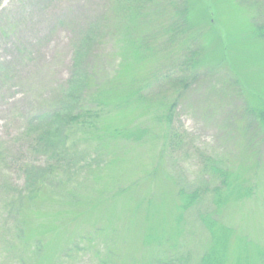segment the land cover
<instances>
[{"label": "rangeland", "instance_id": "obj_1", "mask_svg": "<svg viewBox=\"0 0 264 264\" xmlns=\"http://www.w3.org/2000/svg\"><path fill=\"white\" fill-rule=\"evenodd\" d=\"M110 1L0 0V187L6 178L22 184V163H39L26 153L24 131L29 119L44 111L71 77L75 35L88 23L101 21L102 26ZM187 1L189 23L194 31L202 30L198 77L179 96L169 79L160 86L159 79L154 89L150 84L144 90L156 93L161 102L176 97L174 108L169 104L145 107L140 101L116 104L108 117L147 127L149 134L140 142L120 139L99 155L103 170L88 169L82 207L72 215L74 222L67 232L38 233L30 224L27 239L12 250H4L7 246L0 235V264H100L98 258L106 248L113 251L112 264H157L169 247L163 242H142L147 215L163 200L168 203L165 209L170 201H178L180 186H192L200 170L197 150L235 168L241 164L255 168V175L244 173L254 176L255 194L229 206L219 220L264 246V130L257 135L256 129L240 128L245 120L264 124V119L249 118L244 111L249 106L264 112V41L255 28L256 8L251 0ZM157 23L150 18L143 31L158 30ZM108 29L105 26L103 41L96 47L98 74L104 80L123 62V47L127 48L120 40L124 30L112 38ZM128 60L121 67L127 78L153 75L158 62L167 61L155 56H147L142 65L134 56ZM168 108L172 126L188 134L183 135L184 144L168 141L170 116L161 115ZM86 144L82 148L88 157L96 147L92 140ZM59 215L55 210L48 223ZM46 219V215L38 218L41 224ZM200 227L195 212H190L173 256L187 250L199 254L205 240ZM70 244L73 250L66 253ZM59 256L66 259L61 261Z\"/></svg>", "mask_w": 264, "mask_h": 264}, {"label": "trees", "instance_id": "obj_2", "mask_svg": "<svg viewBox=\"0 0 264 264\" xmlns=\"http://www.w3.org/2000/svg\"><path fill=\"white\" fill-rule=\"evenodd\" d=\"M250 4L256 8L255 28L264 41V0H251ZM189 11L187 0H111L103 13L102 26L101 21L88 23L75 35L71 77L59 87L49 106L29 119L24 131L26 153L40 161L22 163V184L6 178L0 187V235L7 246L4 250L17 249L27 239L30 224L38 233L67 232L74 222L72 215L82 207V185L89 181L88 169L103 170L99 169V155L121 143H117L120 139L140 142L149 134L147 127L121 124L114 117H108L116 104L140 101L145 107L169 104V108H174L176 97L161 102L156 100V93L147 94L144 90L150 84L154 89L157 82L161 80L160 86L169 79L179 96L198 77L202 30H193ZM150 18L159 22L155 26L158 30L143 31ZM105 26L112 38L119 31L122 35L123 29L120 40L127 44V48L123 47V62L117 69L109 71L107 80L99 76L101 69L96 64L99 52L96 47L103 41ZM130 56L141 65L147 56L167 61L158 62L153 75L138 77L135 74L127 78L121 67L130 61ZM169 108L166 113L162 112L164 118L170 116ZM244 111L249 118L264 119L262 111L252 110L249 106ZM167 122L171 135L169 143L184 144L186 138L183 135H188L187 132L172 126V116ZM241 126L243 130H258L257 135L264 130V124L255 121L245 120ZM78 133L89 135H76ZM89 140L93 141L96 150L87 157V150L82 147ZM197 152L200 159L198 178L191 187L178 188V201H170L168 209H165L168 203L163 200L158 208L148 213L142 242L147 245L163 242L169 247L157 264H264L263 245L239 235L236 229L219 220L229 206L255 194L254 176L244 175L247 171L255 175V168L242 164L235 168L215 155ZM65 178L74 183H67ZM202 204L205 205L202 207ZM55 210L62 215L51 217L48 223ZM190 212H195L201 225L205 239L202 250L198 255L187 250L186 254L173 256ZM43 215L47 219L41 224L38 218ZM73 247L70 244L66 253ZM38 248H41V240ZM33 253L36 256L37 251ZM112 253L106 248L105 254L98 258L100 264H112ZM191 255L195 258L192 256L191 259ZM58 259L65 260L66 257L59 256ZM20 260L23 259L20 257Z\"/></svg>", "mask_w": 264, "mask_h": 264}]
</instances>
